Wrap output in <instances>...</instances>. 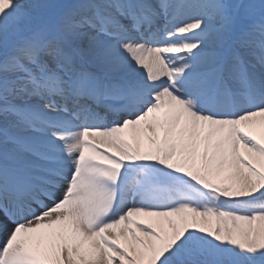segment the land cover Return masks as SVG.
I'll return each instance as SVG.
<instances>
[{
	"label": "snow or ice",
	"instance_id": "6c2138e0",
	"mask_svg": "<svg viewBox=\"0 0 264 264\" xmlns=\"http://www.w3.org/2000/svg\"><path fill=\"white\" fill-rule=\"evenodd\" d=\"M0 264H264V0H0Z\"/></svg>",
	"mask_w": 264,
	"mask_h": 264
}]
</instances>
